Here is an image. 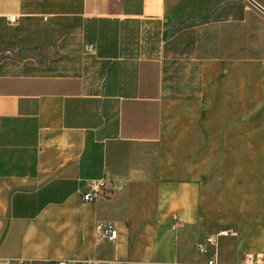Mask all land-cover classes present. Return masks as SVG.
Instances as JSON below:
<instances>
[{"label": "crops", "instance_id": "1", "mask_svg": "<svg viewBox=\"0 0 264 264\" xmlns=\"http://www.w3.org/2000/svg\"><path fill=\"white\" fill-rule=\"evenodd\" d=\"M9 43L36 51L0 62L3 263L196 264L197 245L222 229L234 233L218 239L221 262L264 250L263 11L0 0ZM105 177V193L84 201Z\"/></svg>", "mask_w": 264, "mask_h": 264}, {"label": "built area", "instance_id": "2", "mask_svg": "<svg viewBox=\"0 0 264 264\" xmlns=\"http://www.w3.org/2000/svg\"><path fill=\"white\" fill-rule=\"evenodd\" d=\"M15 16H11L9 21H14ZM91 49V47H89ZM108 189V180L107 178H102L92 183L91 189L83 193L82 198L86 202L95 201L98 197L103 195L105 191ZM102 235L104 238L116 240L118 237V230L112 226H105L102 229ZM234 231L232 229H222L218 231L216 234L210 235L206 238L205 241L199 243L197 245L198 253L203 256V260L199 261L196 264H227L221 262L218 258L215 247L217 246L218 239L222 236H228L233 234ZM0 264H10V262L3 263L0 260ZM17 264H24L23 260L18 261ZM48 264H178L176 262H166V261H151V262H143V261H119L115 260L114 262H107L104 260L89 258L84 263L75 260V259H55L50 260ZM239 264H264V250L257 254H247L244 257L242 263Z\"/></svg>", "mask_w": 264, "mask_h": 264}, {"label": "rangeland", "instance_id": "3", "mask_svg": "<svg viewBox=\"0 0 264 264\" xmlns=\"http://www.w3.org/2000/svg\"><path fill=\"white\" fill-rule=\"evenodd\" d=\"M19 47L16 46L15 44H12V43H9V44H6V45H1L0 46V55L1 58H0V62L1 61H8V60H15V61H22V59H25L29 56H26V57H22L20 55V50L23 49H18ZM71 60H68V61H65V62H70ZM58 62H61L58 61Z\"/></svg>", "mask_w": 264, "mask_h": 264}, {"label": "water", "instance_id": "4", "mask_svg": "<svg viewBox=\"0 0 264 264\" xmlns=\"http://www.w3.org/2000/svg\"><path fill=\"white\" fill-rule=\"evenodd\" d=\"M249 1H250L253 5H255L257 8H259L261 11L264 12V9H263L261 6H259L257 3H255L253 0H249ZM35 51H36V49H34V48H23V49L20 50V55H21L22 57H26V56H29V55L34 54ZM1 56H2V55H0V58H1Z\"/></svg>", "mask_w": 264, "mask_h": 264}]
</instances>
